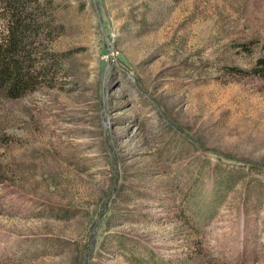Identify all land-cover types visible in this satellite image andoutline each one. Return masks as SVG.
Returning <instances> with one entry per match:
<instances>
[{
	"label": "rangeland",
	"instance_id": "374dc122",
	"mask_svg": "<svg viewBox=\"0 0 264 264\" xmlns=\"http://www.w3.org/2000/svg\"><path fill=\"white\" fill-rule=\"evenodd\" d=\"M29 1L62 65L0 90V264H264V0Z\"/></svg>",
	"mask_w": 264,
	"mask_h": 264
},
{
	"label": "trees",
	"instance_id": "16d2710c",
	"mask_svg": "<svg viewBox=\"0 0 264 264\" xmlns=\"http://www.w3.org/2000/svg\"><path fill=\"white\" fill-rule=\"evenodd\" d=\"M2 15L5 14V34L0 38V90L11 96L31 90L40 80H52L61 71V54L53 53L44 46L51 37V31L40 37L45 22L36 20L30 8L39 4L25 0H2ZM37 8V7H36ZM52 25V23H50ZM42 38L40 44L34 40ZM50 60V61H49ZM39 61L44 70L36 71L34 64ZM264 62V61H262ZM260 70H264V63Z\"/></svg>",
	"mask_w": 264,
	"mask_h": 264
}]
</instances>
